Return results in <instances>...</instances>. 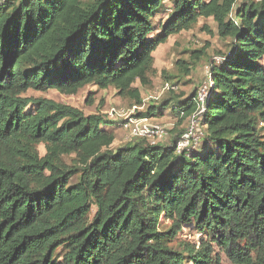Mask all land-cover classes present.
Returning a JSON list of instances; mask_svg holds the SVG:
<instances>
[{"label": "trees", "instance_id": "trees-1", "mask_svg": "<svg viewBox=\"0 0 264 264\" xmlns=\"http://www.w3.org/2000/svg\"><path fill=\"white\" fill-rule=\"evenodd\" d=\"M164 1L0 5V264H264V0H169L151 37ZM199 18L231 48L210 65L198 148L176 152L182 132L113 148L105 116L25 96L112 87L141 106L154 50ZM170 95L136 117L195 112L196 90Z\"/></svg>", "mask_w": 264, "mask_h": 264}, {"label": "rangeland", "instance_id": "rangeland-1", "mask_svg": "<svg viewBox=\"0 0 264 264\" xmlns=\"http://www.w3.org/2000/svg\"><path fill=\"white\" fill-rule=\"evenodd\" d=\"M170 10L171 2L169 0L164 1L162 8L154 16L151 37L160 32L161 25L167 20ZM230 48L231 40L219 36L217 25L212 19L199 18L191 29L169 36L167 41L159 45L153 52L155 73L150 78L151 84L147 87H140L138 83L135 84V87L139 88L141 92L143 102L141 110L135 111V116L138 113H144L150 105L158 106L162 101L168 100L171 93L183 99L193 94L195 90L197 92L200 88L208 86L211 81L210 65L222 63V58L230 52ZM180 60L186 62L191 69L189 76L177 81L175 78L179 77L180 72L176 62ZM166 84L174 86V89L166 90ZM25 96L50 99L76 108L86 116L100 114L107 119L109 118V112L112 110H123L129 113L135 106L134 101L119 95L112 87L101 90L94 86H86L74 95H67L58 90H49L42 93L29 90ZM151 119L154 124L166 131L167 135L162 141V144L166 145L169 144L173 136L180 132L183 135L191 127L189 119L180 121L169 109ZM110 120L115 122L112 131L115 136L114 148H117L129 140L126 139V133L119 128L118 120ZM190 130L192 134L197 136L199 131L204 134V128L199 122L195 123ZM202 138H200L196 148L200 147ZM38 151L41 156L45 154L42 145L38 146ZM94 212L95 209L92 208L88 214V220L92 219ZM164 223L166 226L170 224L169 221H164ZM199 237L195 232L184 230L177 236L176 242L178 244L189 242L193 245L197 243ZM59 254L61 256L62 252ZM221 264H230V262L221 256Z\"/></svg>", "mask_w": 264, "mask_h": 264}, {"label": "built area", "instance_id": "built-area-1", "mask_svg": "<svg viewBox=\"0 0 264 264\" xmlns=\"http://www.w3.org/2000/svg\"><path fill=\"white\" fill-rule=\"evenodd\" d=\"M4 0H0V5ZM212 86V83L208 86L200 88L196 92V110L186 120L189 119L191 127L181 136L180 140L176 144V152L182 150H188L198 146L200 138L203 134L199 131V135L192 134L191 130L194 124L198 123L200 116L204 111L203 104L208 95V89ZM166 90H173L174 86L165 85ZM141 110V106H133L131 112H125L123 110H112L109 112V120H118L119 128L126 133V139L129 141L136 139H145L150 145H157L162 143L166 137V131L160 126L153 123L151 118H141L135 116V111ZM180 117H183V113H180Z\"/></svg>", "mask_w": 264, "mask_h": 264}, {"label": "crops", "instance_id": "crops-1", "mask_svg": "<svg viewBox=\"0 0 264 264\" xmlns=\"http://www.w3.org/2000/svg\"><path fill=\"white\" fill-rule=\"evenodd\" d=\"M112 129H113V128H112ZM112 147H113V148L115 147V146H114V143H113Z\"/></svg>", "mask_w": 264, "mask_h": 264}]
</instances>
